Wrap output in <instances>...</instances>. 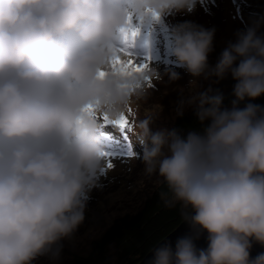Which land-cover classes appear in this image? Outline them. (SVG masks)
Wrapping results in <instances>:
<instances>
[{
	"label": "clouds",
	"instance_id": "obj_1",
	"mask_svg": "<svg viewBox=\"0 0 264 264\" xmlns=\"http://www.w3.org/2000/svg\"><path fill=\"white\" fill-rule=\"evenodd\" d=\"M195 3L0 0V264H32L73 235L102 168L104 117L118 121L148 95L145 78L160 79L154 68L112 71L121 30L133 15L143 21ZM257 33L258 25L237 33L212 70L236 81L230 109L211 90L181 101L195 106L201 123L210 121L203 133H153L149 115L134 125L146 174L158 172L167 185L165 205L180 203L184 218L208 233L207 249L184 237L175 252L156 248L152 264H264V254L250 258L251 241L264 244V107L238 106L264 95V35ZM213 39L214 30L180 26L173 55L198 77L208 70Z\"/></svg>",
	"mask_w": 264,
	"mask_h": 264
},
{
	"label": "rangeland",
	"instance_id": "obj_2",
	"mask_svg": "<svg viewBox=\"0 0 264 264\" xmlns=\"http://www.w3.org/2000/svg\"><path fill=\"white\" fill-rule=\"evenodd\" d=\"M263 3L264 0H196L191 10L150 16L143 21L132 16L130 27L137 34L129 41L117 42L118 48L124 49L118 54L122 60L131 59L136 65H146L145 71L156 69L160 79L145 78L148 95L128 105L123 113L129 120L127 125L103 121L100 139L104 158L96 185L87 194L84 220L70 238L61 240L58 245L74 252L87 250L89 242L115 217L137 211L163 181L158 172L150 176L145 172L143 146L134 139L136 121L149 115L153 133L173 132L176 116L181 111L195 109L187 103L181 108V101L186 102L217 85L219 78L211 74L212 70L222 52L236 41L237 33L253 25H258V32L264 28ZM191 25L214 30L213 50L207 58L208 70L198 77L192 76L173 55L176 29ZM170 73L178 74L179 78L171 80ZM113 127L117 130L113 131ZM162 151L168 154V147ZM66 257L53 246L49 253L39 256L32 264H61Z\"/></svg>",
	"mask_w": 264,
	"mask_h": 264
},
{
	"label": "trees",
	"instance_id": "obj_3",
	"mask_svg": "<svg viewBox=\"0 0 264 264\" xmlns=\"http://www.w3.org/2000/svg\"><path fill=\"white\" fill-rule=\"evenodd\" d=\"M257 34L264 35V28ZM235 84L236 81L230 74L228 78L218 79L217 85L211 89L210 94H222V108L232 107V102L236 99L233 95ZM249 103L264 107V95L255 99L245 98L238 106L243 108ZM195 111L193 109L176 116L172 130L180 138H186L193 132L203 133L204 128L210 123V121L201 123ZM115 130L117 128L113 127V131ZM122 135L126 138L125 134ZM167 192V185L162 181L146 197L137 211L115 217L100 235L89 242L87 250L83 252H74L60 244L54 245L67 256L61 264H138L185 220L186 212L180 203L177 202L173 206L165 205L162 193Z\"/></svg>",
	"mask_w": 264,
	"mask_h": 264
},
{
	"label": "water",
	"instance_id": "obj_4",
	"mask_svg": "<svg viewBox=\"0 0 264 264\" xmlns=\"http://www.w3.org/2000/svg\"><path fill=\"white\" fill-rule=\"evenodd\" d=\"M189 237L193 240L198 250L207 249L208 233L206 230L193 226L188 220H183L178 227L160 241L138 264H152L154 251L163 245H170L175 252L176 243L179 239ZM250 258L255 259L257 256L264 254V244L256 241H251Z\"/></svg>",
	"mask_w": 264,
	"mask_h": 264
},
{
	"label": "snow or ice",
	"instance_id": "obj_5",
	"mask_svg": "<svg viewBox=\"0 0 264 264\" xmlns=\"http://www.w3.org/2000/svg\"><path fill=\"white\" fill-rule=\"evenodd\" d=\"M136 35V31L133 30L130 26L126 29L121 30V39L124 41H129L130 39L134 38ZM124 51L122 48H117L114 51V54L110 60V67L112 71L116 74L123 75V76H129L131 74L137 73V72H142L146 69V65L139 66L133 63L131 59L128 60H122L119 56V52ZM129 55L128 53H126ZM106 73L101 72L100 75L101 77L105 75ZM87 111H94V109L89 106ZM105 120H107V117H104ZM122 125H127L129 120L126 118L125 115H121L120 119L116 121Z\"/></svg>",
	"mask_w": 264,
	"mask_h": 264
}]
</instances>
